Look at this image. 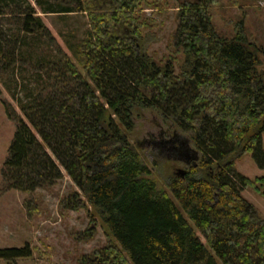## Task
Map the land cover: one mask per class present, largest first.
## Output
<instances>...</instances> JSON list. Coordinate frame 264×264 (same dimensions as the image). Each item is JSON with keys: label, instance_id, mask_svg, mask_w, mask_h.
Wrapping results in <instances>:
<instances>
[{"label": "trees", "instance_id": "16d2710c", "mask_svg": "<svg viewBox=\"0 0 264 264\" xmlns=\"http://www.w3.org/2000/svg\"><path fill=\"white\" fill-rule=\"evenodd\" d=\"M102 2L0 0V95L4 88L20 110L3 100L16 129L0 194H32L66 172L80 190L67 205L87 202L108 235L78 264H264V217L243 194L264 177L236 168V158L252 152L264 169L263 49L243 21L233 38L217 31L216 0H183L173 39L184 59L178 68L173 59L161 64L140 42L145 0L95 9ZM36 5L43 13H88L83 38L72 43L75 33L63 34L81 67ZM141 108L189 133L200 152L185 177H171L170 193L129 138ZM33 252L27 242L0 248V259Z\"/></svg>", "mask_w": 264, "mask_h": 264}, {"label": "rangeland", "instance_id": "374dc122", "mask_svg": "<svg viewBox=\"0 0 264 264\" xmlns=\"http://www.w3.org/2000/svg\"><path fill=\"white\" fill-rule=\"evenodd\" d=\"M183 0H145L142 13L147 18L148 28L142 30L140 42L143 48L159 63L173 59L178 68L184 56L176 53L174 31L178 24V3ZM109 2V0H107ZM162 3L155 9L154 3ZM107 4L99 3L95 9H105ZM37 7V5H36ZM37 10L46 25L51 29L64 50L81 67V63L68 48L63 34L75 33L72 43L85 36L90 28L88 13H43ZM213 23L217 31L233 38L237 26L243 21L251 41L263 49L260 55L261 67H264V0H216L211 5ZM0 95V185L2 168L8 155V148L16 129L5 110L3 100L11 102L20 113L16 101L4 89ZM180 139L194 147L191 136L183 132L171 122L162 118L161 114L151 108L136 111L135 128L129 138L150 166L151 177L159 188L170 193L169 182L179 160L162 152L164 145L169 146L167 139ZM169 144V145H168ZM179 145V142H176ZM264 146V133H263ZM190 152V151H189ZM191 153V152H190ZM192 155V153H191ZM185 170L184 165H177ZM236 168L251 179L264 177V169L260 168L252 152L236 158ZM250 185L243 194L257 206L264 217V183ZM80 191L74 181L64 172V177L53 186L39 189L32 194L19 190H8L0 194V248L20 247L30 242L34 248L33 256L19 258L9 263L0 259V264H78L79 257L103 247L108 235L101 218L87 202L79 210L69 208L67 199L74 191ZM81 195V199L84 196ZM198 231V230H197ZM201 240L205 237L198 231Z\"/></svg>", "mask_w": 264, "mask_h": 264}, {"label": "flooded vegetation", "instance_id": "af4514ba", "mask_svg": "<svg viewBox=\"0 0 264 264\" xmlns=\"http://www.w3.org/2000/svg\"><path fill=\"white\" fill-rule=\"evenodd\" d=\"M107 0H103V4H107L106 3ZM169 142V146H166V144L164 145V150L162 152L167 153V156H173L175 159H178L179 162L177 165H184L186 167V174L188 173V171L190 170L191 165L193 164V160H192V151L190 149V145H188L186 142H182L180 139H175V136L172 139H167ZM176 142H179V145L176 144ZM191 153H190V152ZM177 165H175V168L177 170H175L174 174L176 176H180L182 170H180ZM185 174V176H186ZM184 176V177H185Z\"/></svg>", "mask_w": 264, "mask_h": 264}, {"label": "water", "instance_id": "95a60500", "mask_svg": "<svg viewBox=\"0 0 264 264\" xmlns=\"http://www.w3.org/2000/svg\"><path fill=\"white\" fill-rule=\"evenodd\" d=\"M190 149H191L192 154H193L192 155L193 164L197 165L198 164V160L200 159V152L195 147H192V146H190ZM186 172H187L186 170H182V172L180 174V177H184Z\"/></svg>", "mask_w": 264, "mask_h": 264}]
</instances>
